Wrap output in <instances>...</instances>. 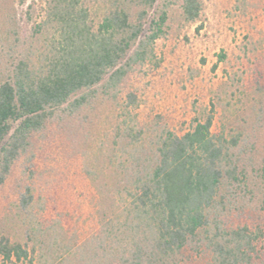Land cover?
I'll use <instances>...</instances> for the list:
<instances>
[{
    "label": "trees",
    "instance_id": "obj_1",
    "mask_svg": "<svg viewBox=\"0 0 264 264\" xmlns=\"http://www.w3.org/2000/svg\"><path fill=\"white\" fill-rule=\"evenodd\" d=\"M86 1L46 0L37 63L11 30L0 79L2 262L264 264V128L217 132L213 110L181 134L140 127L138 97L123 90L155 56L175 0H121L98 25ZM181 10L197 22L204 2L182 0ZM116 105L126 118L105 142L96 121Z\"/></svg>",
    "mask_w": 264,
    "mask_h": 264
},
{
    "label": "rangeland",
    "instance_id": "obj_2",
    "mask_svg": "<svg viewBox=\"0 0 264 264\" xmlns=\"http://www.w3.org/2000/svg\"><path fill=\"white\" fill-rule=\"evenodd\" d=\"M22 1L0 0V79L15 28L26 37L20 48L28 49L33 62H38L44 50L43 34L34 35L33 27L40 21L37 16L46 0ZM120 1L87 0L85 6L98 25ZM203 2L202 18L191 23L182 15V0H175L155 56L125 84L123 94L132 91L138 97L131 113L142 128H167L181 134L204 121L212 110L217 132L257 128V123L264 128V0ZM123 107L99 112L95 128L105 142L111 139L112 128L126 118ZM111 178L117 176L111 174ZM12 183L1 193L3 198ZM7 228L0 213V231ZM0 264L5 263L0 259Z\"/></svg>",
    "mask_w": 264,
    "mask_h": 264
}]
</instances>
